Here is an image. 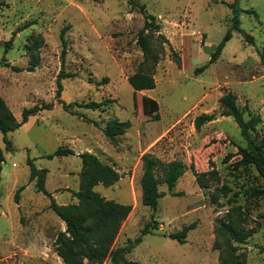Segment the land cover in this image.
<instances>
[{
    "label": "rangeland",
    "instance_id": "374dc122",
    "mask_svg": "<svg viewBox=\"0 0 264 264\" xmlns=\"http://www.w3.org/2000/svg\"><path fill=\"white\" fill-rule=\"evenodd\" d=\"M232 1L0 0V95L17 120L23 107L52 104L6 134L11 149L0 134V264H63L53 242L64 222L50 209L48 197L36 191L35 180L29 181L26 159L46 168L45 188L58 204H68L77 201L72 191L80 185L82 151L94 153L120 174L111 185L98 183L93 189L131 204L114 240L117 246L141 237L127 259L264 264V192H257L264 190V178L252 164L240 161L238 148L246 140L218 103L222 94L234 93L245 119L259 117L251 138L259 142L264 137V66L257 54L264 39V0H237L241 32L231 29ZM146 15L159 25L146 34L158 61L154 88L140 93L133 92L127 77L143 60L137 34ZM227 29L231 37L210 61ZM60 70L69 74L61 78L59 94L70 104L67 110L56 97ZM147 99L157 103L156 119L155 112L144 111ZM87 101L99 105H78ZM203 112L213 118L196 128L194 118ZM110 118L130 122L115 140L101 129ZM59 146L74 153L46 157ZM145 153L185 165L173 194L159 182L166 193L154 209L141 202ZM193 170L204 173L203 185ZM155 176L161 180L160 167ZM153 219L157 228L141 233ZM192 221L196 225L184 242L167 236ZM229 225L235 234L248 235L235 240L225 231Z\"/></svg>",
    "mask_w": 264,
    "mask_h": 264
},
{
    "label": "trees",
    "instance_id": "16d2710c",
    "mask_svg": "<svg viewBox=\"0 0 264 264\" xmlns=\"http://www.w3.org/2000/svg\"><path fill=\"white\" fill-rule=\"evenodd\" d=\"M140 7L143 9L144 6L141 5ZM230 7L232 11L231 29L241 32L239 28L237 0H233L230 3ZM154 19L153 16L146 15V21L137 34V43L141 48L143 60L139 63L136 70L127 77V81L132 87L133 92L143 93L142 90L152 89L155 85L153 69L158 61V54L152 53L150 44L146 40V34L149 31H157L159 28V25L154 22ZM65 29L66 27H63L60 30V38L63 44H65V39L63 37ZM230 37L231 30L227 29L222 40L216 44L211 51L210 61L220 54L225 41ZM244 37L250 42L252 41L250 35L244 34ZM8 41L6 44H9ZM164 41L167 42V40ZM173 54L175 55L174 60L178 64L179 59L176 57V53ZM257 54L260 64L264 66V39ZM202 69L203 66H200L195 70ZM67 75L69 74H63L62 70H60L56 76V97L65 110L68 109L70 104L61 100L59 94L62 90L61 78ZM218 103L223 109L222 114L233 118L241 135L246 140V146L238 148L240 161L244 164H252L259 175L264 178V137H262L259 142H256L249 134V131L259 122V117L252 116L245 119L243 117V110L239 108L236 103V95L232 92L222 94L218 98ZM50 105L52 104H34L30 107H23L21 110V119L17 120L0 95V134L5 141V147L11 149V143L6 138L8 132L18 128L27 120L30 114ZM78 105L87 108H95L99 105V102L87 101ZM156 109V101L149 99L148 105H146L144 111H146V113H153ZM152 117L156 119L157 113L155 112ZM212 118L213 114L205 112L200 113L194 118V126L199 128L203 123ZM90 121L94 125H98L97 121ZM129 125L130 122L128 120L119 121L116 118H110L101 129L103 134L110 140H115L118 135L126 131ZM73 153L71 148L59 146L53 153L46 154V157L51 158L54 155L61 156ZM78 156L81 160L80 185L77 190L72 191V195L76 197L77 201L68 204H58L51 192L45 188L44 174L47 171L46 168H38L35 166L32 159H26V163L29 166V181L35 180L34 185L36 191L48 197L50 209L64 222V230L57 233L53 242L56 254L60 257L63 264H105V262L106 264H144L125 257V254L130 251L135 244L141 241L140 236L135 237L133 240L129 239L128 243L125 245H114V240L120 225L131 210V204L121 203L114 199L106 198L93 189L98 183L111 185L120 177V174L111 165L101 161L97 155L92 152L82 151L78 153ZM1 161L2 154L0 150V162ZM156 167H160L162 171L161 180H158L155 176ZM184 170L185 165L180 160L172 159L164 162L150 153L143 154L142 173L139 180L142 204L153 209L156 208L158 199L166 193L165 190H160L158 188L159 182H163L167 190L173 194L172 188L184 173ZM193 175L195 176L196 182L199 185H203L204 173L193 170ZM20 189L21 188H18L16 190L15 196ZM262 191L264 192V190H257L258 193ZM195 225V221H192L183 225L180 230L168 233L167 236L176 239L178 242H184L187 231ZM154 228L156 229L157 225L153 219L144 224L141 233L150 232L151 229ZM225 231L238 241L248 235V232L243 233L242 231L235 234L231 225L226 226ZM221 264H229V261L226 263L222 261Z\"/></svg>",
    "mask_w": 264,
    "mask_h": 264
},
{
    "label": "crops",
    "instance_id": "0c3cea01",
    "mask_svg": "<svg viewBox=\"0 0 264 264\" xmlns=\"http://www.w3.org/2000/svg\"><path fill=\"white\" fill-rule=\"evenodd\" d=\"M2 179L1 175H0V180ZM1 182V181H0ZM52 194V193H51ZM53 196V195H52ZM54 197V196H53Z\"/></svg>",
    "mask_w": 264,
    "mask_h": 264
}]
</instances>
